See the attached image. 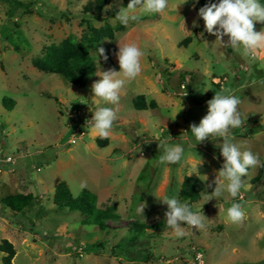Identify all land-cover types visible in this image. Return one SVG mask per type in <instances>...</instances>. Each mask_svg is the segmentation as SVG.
<instances>
[{"label": "rangeland", "instance_id": "obj_1", "mask_svg": "<svg viewBox=\"0 0 264 264\" xmlns=\"http://www.w3.org/2000/svg\"><path fill=\"white\" fill-rule=\"evenodd\" d=\"M17 1L0 0V150L16 158L15 165L0 172V246L4 241L13 244L12 264H188L185 250L192 245L203 251L206 264H264V166L243 178L245 188L237 198L187 202L205 215L206 228L183 225L182 238L164 231L167 205L152 195H175L186 202L181 198L182 184L186 177L200 179L191 171L201 160L200 180L206 186L214 181L224 159L215 143L223 138L187 149V162L181 164L163 166L156 160L161 154L159 140L186 144L192 138L190 126L199 124L207 114V102L221 89L242 101L238 108L244 123L232 130L234 142L257 153L264 165V51L255 60L230 48L214 52L209 45L216 37L206 32L201 36L204 22L198 17L199 8L209 0L198 4L188 0L177 9L180 0H170L165 12L146 15L127 28L111 19L130 0H108L103 12L87 16L83 7L94 0ZM194 20L199 27H193ZM254 27L264 30V23ZM110 28L113 36L91 51L93 77L86 87L42 73L33 65L50 44L67 39L91 44L94 30ZM189 38L192 41L185 46ZM117 39L141 47L142 72L122 90L109 138L101 139L88 128L84 139L72 144V108L80 106L93 116L92 109L103 106L99 98H92L91 85L100 78L98 70L112 68L102 58L97 65L96 50L118 51ZM112 60L119 71L115 54ZM221 82L225 83L218 88ZM141 95L149 104L156 102L155 109L137 111L133 101ZM5 97L16 102L13 111L4 107ZM82 182L87 184L83 189ZM61 183L68 184L75 196L87 189L103 206H116L122 218L113 225L119 231L83 226L80 213L58 211L54 199ZM208 189L211 193L214 185ZM20 194H33L34 201L17 214L3 201ZM141 202L144 214L137 211ZM233 202L241 203L245 211L238 223L225 218ZM135 222L160 227L149 228L131 243L120 228ZM5 256L0 251V264Z\"/></svg>", "mask_w": 264, "mask_h": 264}, {"label": "clouds", "instance_id": "obj_2", "mask_svg": "<svg viewBox=\"0 0 264 264\" xmlns=\"http://www.w3.org/2000/svg\"><path fill=\"white\" fill-rule=\"evenodd\" d=\"M169 2L170 0H130L127 7L119 8L111 22H118L125 28L130 24H139L142 17L146 15L165 12L169 8ZM187 2L188 0H180L176 9L179 4ZM194 3L198 4L199 0H194ZM40 6L36 5V7ZM110 8L112 7H108V9ZM198 17L204 22L201 36L206 32L216 37L211 46L208 43L214 52L221 48H230L244 57L255 60L258 58V52L264 51V30L256 31L254 27L258 22L264 23V0H216L214 3L209 0V3L199 8ZM193 27H199L197 20L193 21ZM117 41L118 51L114 54L118 59L120 70L117 71L115 68L107 71L98 70L96 75L100 78L91 85L92 98H99L103 102V106L95 107V110L92 109L93 116L86 124L90 131L101 139L109 138L113 125L118 119L121 92L141 74L142 57L145 55L135 42L121 43L118 39ZM96 55L98 56V61H96L98 66L100 58L105 62L109 59V55L103 47L96 50ZM93 100L95 102V99ZM241 103L239 96L221 89L215 92L214 97L207 102V114L199 124L193 123L190 126L192 138L186 144L179 142L169 144L167 139L158 141L161 154L156 163L167 166L181 164L182 161L187 162L185 157L187 149L196 148L197 144L205 140L214 141L213 138H223L222 142L219 139V142L215 143V147L220 149V154L224 158L222 167L217 171L214 181L200 192L201 198L206 201L216 198L218 201L223 199L227 202L229 198H237L245 188L243 178L248 176L251 169L264 166L261 165L257 153L234 142L232 130L240 128L244 123L243 115L238 108ZM180 137L182 139L183 134ZM202 163L201 160L196 169L191 171V175L195 173L201 179L198 166ZM203 176L208 180L206 175ZM213 185L214 191L209 193L207 189L212 188ZM86 186V182H82L80 188L83 189ZM152 195L162 204L167 205L164 231L171 230L177 238H182L186 235L183 225L199 230L206 228L205 215L194 211L187 202H182L175 195H166L161 198L155 194ZM144 208L145 206L141 202L137 211L144 214ZM244 217L245 211L241 203L233 202L227 207L225 217L227 221L238 223Z\"/></svg>", "mask_w": 264, "mask_h": 264}, {"label": "trees", "instance_id": "obj_3", "mask_svg": "<svg viewBox=\"0 0 264 264\" xmlns=\"http://www.w3.org/2000/svg\"><path fill=\"white\" fill-rule=\"evenodd\" d=\"M6 1L19 4L17 0ZM107 4L108 0L90 1L83 7V14L87 16L101 13ZM107 36H113L111 28L107 29L106 32L94 30V37L91 44L79 43L74 39H67L60 44H50L44 48L42 56L33 60V65L42 73L58 75L72 85L86 87L93 77L92 66L94 59L91 56V51ZM191 41V38L187 39L184 45L188 46ZM115 52L116 49L112 48L107 53L109 59L107 62L103 60L105 66L110 68L114 67L112 58ZM217 86L221 88L219 85ZM3 105L8 111H13L16 102L9 97H5ZM133 105L137 111H148L155 109L156 102L153 101L149 104L146 97L141 95L134 99ZM99 142L103 143V145L107 144L106 140H99ZM206 187L202 180L195 177H186L182 184L181 198L183 201L196 204L201 200L200 192L204 191ZM207 190L209 191V189ZM33 201V194H20L4 199L3 204L12 212L22 214L29 208ZM54 204L58 211L66 210L68 212L80 213L83 219V226L96 227L102 232L119 231L113 225V223H116L122 218L117 212L116 206H103L100 204L98 196L90 190L84 189L79 196H75L68 184L61 183L56 189ZM151 227L159 228L160 225L149 227L146 224L135 222L120 229L126 232L129 242L137 243ZM0 251L6 255L4 264H12V260L16 255V249L13 244L4 241L0 246Z\"/></svg>", "mask_w": 264, "mask_h": 264}, {"label": "built area", "instance_id": "obj_4", "mask_svg": "<svg viewBox=\"0 0 264 264\" xmlns=\"http://www.w3.org/2000/svg\"><path fill=\"white\" fill-rule=\"evenodd\" d=\"M224 83L225 82H221V88ZM72 109L73 110L69 118V133L71 136L70 142L72 144H76L78 140L84 139L87 135L89 126H87L86 122L91 119L92 116H90L86 110L80 106H76ZM15 164L16 158L8 156L3 150H0V172H2L6 166ZM185 251L188 256V259H186L188 264H206L205 254L199 247L192 245Z\"/></svg>", "mask_w": 264, "mask_h": 264}]
</instances>
